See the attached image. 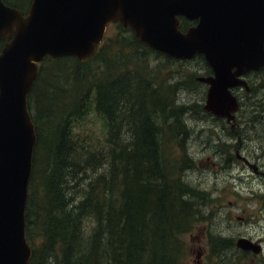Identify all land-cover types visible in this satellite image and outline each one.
I'll return each instance as SVG.
<instances>
[{"label": "trees", "instance_id": "trees-1", "mask_svg": "<svg viewBox=\"0 0 264 264\" xmlns=\"http://www.w3.org/2000/svg\"><path fill=\"white\" fill-rule=\"evenodd\" d=\"M117 26L85 60L45 57L28 92L37 139L24 211L27 264H186L184 234L211 217L212 193L185 178L195 158L181 92L202 82L200 74L183 68L190 58ZM205 63L201 75L211 72ZM203 104L193 107L207 113ZM207 240L234 246L218 234Z\"/></svg>", "mask_w": 264, "mask_h": 264}, {"label": "water", "instance_id": "water-1", "mask_svg": "<svg viewBox=\"0 0 264 264\" xmlns=\"http://www.w3.org/2000/svg\"><path fill=\"white\" fill-rule=\"evenodd\" d=\"M180 16L197 21L182 29ZM113 21L171 56L202 53L212 69L198 77L207 83L203 107L228 121L239 107L233 87L248 89L244 73L264 66V0H31L26 12L0 0V264L32 255L24 211L37 136L27 95L38 63L89 58ZM236 245L261 248L246 236Z\"/></svg>", "mask_w": 264, "mask_h": 264}, {"label": "rangeland", "instance_id": "rangeland-1", "mask_svg": "<svg viewBox=\"0 0 264 264\" xmlns=\"http://www.w3.org/2000/svg\"><path fill=\"white\" fill-rule=\"evenodd\" d=\"M105 34L118 35L117 24L110 23ZM190 59L184 69L188 67L200 75L206 72L203 59ZM248 75L251 90L247 92L238 88L235 91L240 98V107L233 128L226 119L193 107L196 100L204 102L207 87L204 82L185 86L181 92V99L191 105L187 114L191 133L186 149L195 158V166L185 171V178L212 193V201L208 202L212 208L211 217L206 219L205 215L184 234L189 244L186 264H208L205 256H199L198 252L211 246L208 234L231 238L234 246L229 247L237 246V237H249L259 242L262 248L254 258L264 260V67ZM94 120L96 129L98 120ZM78 250L82 251V248ZM239 253L229 251L220 256L237 258ZM252 258L245 264H250Z\"/></svg>", "mask_w": 264, "mask_h": 264}, {"label": "flooded vegetation", "instance_id": "flooded-vegetation-1", "mask_svg": "<svg viewBox=\"0 0 264 264\" xmlns=\"http://www.w3.org/2000/svg\"><path fill=\"white\" fill-rule=\"evenodd\" d=\"M196 21H197L196 18L191 19L188 25L195 24ZM252 71L253 70H249L245 72L243 75L249 88L247 89L244 86H239L237 87V89L243 88L247 92L251 90L250 78L248 74L251 73ZM234 125L235 124H231V127L233 128ZM261 250L262 248L258 250L259 252H257L253 248H243V247L236 246V247H224V248L206 247L204 249H201L198 252H199V256H202V257L205 256V261H207L208 264H245L246 260H249V258H252L251 256H253L252 258L253 260L250 262V264H264V260L262 258H257V259L254 258L257 256L256 254H259L261 252ZM229 251H239L240 253L238 254L239 256L237 258H228L227 256H224V257L220 256L221 254H226ZM199 262H201L200 259H199ZM259 262H262V263H259Z\"/></svg>", "mask_w": 264, "mask_h": 264}]
</instances>
